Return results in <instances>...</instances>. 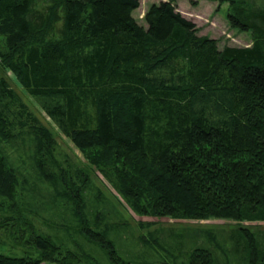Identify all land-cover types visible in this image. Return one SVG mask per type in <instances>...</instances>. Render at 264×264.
<instances>
[{
    "label": "trees",
    "instance_id": "obj_1",
    "mask_svg": "<svg viewBox=\"0 0 264 264\" xmlns=\"http://www.w3.org/2000/svg\"><path fill=\"white\" fill-rule=\"evenodd\" d=\"M177 2L153 4L144 26L133 16L139 0H57L44 11L35 0H0V197L13 202L19 185L6 147L31 138L37 179L70 206L111 264L131 263L90 222V176L60 156L55 130L139 216L264 222V16L256 25L245 11L229 14L233 29L254 33L253 43L220 50ZM242 232L249 264H264V247ZM28 242L39 258L0 254V264L90 258L36 231ZM190 263L213 264V254L197 248Z\"/></svg>",
    "mask_w": 264,
    "mask_h": 264
},
{
    "label": "rangeland",
    "instance_id": "obj_2",
    "mask_svg": "<svg viewBox=\"0 0 264 264\" xmlns=\"http://www.w3.org/2000/svg\"><path fill=\"white\" fill-rule=\"evenodd\" d=\"M55 1L35 0V9L44 11ZM162 1L165 0H139L140 8L133 16L146 26L147 10ZM177 8L196 24L200 37L216 39L220 50L227 46L250 47L253 43L254 33L233 29L228 21L229 14L236 16L245 11L244 15L256 25L260 24V19L254 17L264 16V0H178ZM8 77L12 74L8 73ZM11 84L42 122L53 126L35 99L13 80ZM55 133L60 156L67 157L74 168L85 170L90 176L86 193L90 222L96 221L102 231H108L107 237L125 261L131 264H191V253L202 248L212 252L213 264H249L248 239L242 229L252 232L264 247V222L187 221L137 215L111 182L88 165L81 151L62 133L57 130ZM6 149L19 173V185L13 202L0 197V254L39 258V248L28 242L36 231L51 237L63 249L88 255L90 258L81 264H111L107 252L82 235L70 206L53 199L52 189L37 179L31 138L19 140Z\"/></svg>",
    "mask_w": 264,
    "mask_h": 264
}]
</instances>
